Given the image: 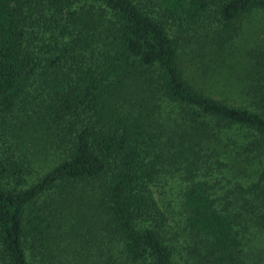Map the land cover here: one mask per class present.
I'll return each mask as SVG.
<instances>
[{"label": "trees", "instance_id": "16d2710c", "mask_svg": "<svg viewBox=\"0 0 264 264\" xmlns=\"http://www.w3.org/2000/svg\"><path fill=\"white\" fill-rule=\"evenodd\" d=\"M263 14L0 0V264H264Z\"/></svg>", "mask_w": 264, "mask_h": 264}, {"label": "rangeland", "instance_id": "374dc122", "mask_svg": "<svg viewBox=\"0 0 264 264\" xmlns=\"http://www.w3.org/2000/svg\"><path fill=\"white\" fill-rule=\"evenodd\" d=\"M247 27L256 32V37L258 35V39H264V14L260 17L258 15H256V16L254 15L252 17V21L247 24ZM198 29L199 28L196 29L197 32H198ZM197 32L195 34V33H193V31L192 32L188 31L184 34V37L181 38L182 47L184 48L183 50L184 51L186 50L189 52V59H190L191 65L196 64L199 61L200 55L204 51L203 50L204 45L199 46L198 44L197 45H195V44H196V41L198 42V38H201V36L203 37L205 31L204 32L202 31L199 36H198ZM188 34H191V35H188ZM252 42H253V39H249V40H244V41L241 40L240 43L241 44L244 43V45L248 47V45L252 44ZM233 51H234V49H233ZM239 55L232 53L231 55L229 54L228 56H230L232 58V63H234L235 59ZM189 59H188V57H186V55L184 57H182V60L185 64V66L189 65ZM38 138H40V135H38L36 138H30L31 140L28 143V146H29L28 148L30 151H33V152L39 151V149L37 147L38 143H39ZM42 159H43V156H42ZM45 164H49L48 160H43L42 165L45 166ZM174 189L177 190V187L175 185H174ZM178 211L180 212L179 205L173 211V216L175 218H177V220L180 219V214H178Z\"/></svg>", "mask_w": 264, "mask_h": 264}]
</instances>
